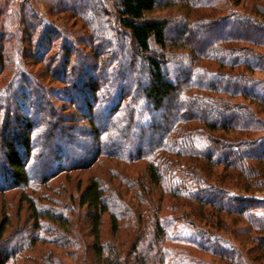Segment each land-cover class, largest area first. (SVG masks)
I'll list each match as a JSON object with an SVG mask.
<instances>
[{
    "label": "trees",
    "instance_id": "16d2710c",
    "mask_svg": "<svg viewBox=\"0 0 264 264\" xmlns=\"http://www.w3.org/2000/svg\"><path fill=\"white\" fill-rule=\"evenodd\" d=\"M215 2L174 30L154 11L175 0H115V26L80 32L97 1L52 0L60 28L34 48L55 51L29 56L43 83L2 68L25 37L0 45V196L34 220L4 212L0 264H264V0ZM15 16L39 18L26 1Z\"/></svg>",
    "mask_w": 264,
    "mask_h": 264
},
{
    "label": "rangeland",
    "instance_id": "374dc122",
    "mask_svg": "<svg viewBox=\"0 0 264 264\" xmlns=\"http://www.w3.org/2000/svg\"><path fill=\"white\" fill-rule=\"evenodd\" d=\"M22 1L28 2V4H30L31 7H34L35 11L38 12L39 14V18L33 19V23L35 26L34 30L30 31L29 29L26 28L27 25L25 24L21 26L18 21V18H16L15 16V11L17 10V8L19 7V4ZM92 1H95V4L97 1L96 7H99L94 13H93L94 10H92V13L89 12V14L92 15V18L95 19L96 21H92L91 19L86 20L85 24H83L84 26L80 28V32L88 31L92 29L93 27L101 30L109 25L115 26L116 25L114 23L115 10L113 6L115 0H92ZM175 1H176V6L174 8H171V9L162 8V9H157L154 11L155 16H158V15L165 16V17L168 16L170 19V25L172 26V29L174 30L177 29L181 23H183V6L186 5L189 9L192 8L193 10L190 9L191 13L192 12L197 13L195 15H197L198 17V14L200 15V14H203V12L205 11H209L208 7H205V5H207L208 3H212L215 0H209L207 4H204L206 0L205 1L202 0V3H198L196 2V0H192L190 1V3L189 2L186 3L183 0H175ZM217 1L218 0H216L214 5L221 6V8L223 7L224 13L228 14L229 9L227 7L228 5L227 0H222L218 2ZM51 2L52 0H0V7H4V9L5 8L7 9L3 12V15H0V45L7 44V43L15 44L17 43L16 38L25 37L23 42H21L24 45L25 53L21 54L20 52L19 54H15L12 57L14 60L18 61V64L16 66H12V70L9 72H7L8 69H10L7 62H4L2 65V68L4 67V70H6V73H8V75L16 74V71L23 69L22 71H19L23 77L28 78V79L33 78L36 80L35 82L37 83L38 82L43 83L44 81H46V79H43L45 78V76L43 75L44 72H43L42 64L38 63L39 61L36 60V57L29 58V56L33 55V53L35 54L38 53L37 56H42L41 54H43V56L47 57L49 55H52L55 51L54 47H52L51 50L47 54H45L42 45L38 49V52H36L34 48V44H36L37 37H38L37 32L43 27L44 22L46 23V25L47 24L50 25V22H53L54 23L53 26H59L60 28L61 21L59 19H56L54 11L50 10L51 7L49 6V4L51 5ZM180 5L182 7H180ZM93 16H95V18ZM4 19L8 20V23H5L6 27L2 28L1 26H2V23L4 22ZM74 25H75L74 28H79L81 25V22L77 21L75 22ZM78 35H77L78 39L81 38L82 40L87 42L89 38L87 36L88 34L85 35L81 33ZM54 40L55 42L58 41L57 38L55 37H54ZM28 41H32V43H29ZM79 43L81 44V42ZM22 60L25 61L27 64H25V66L20 67ZM28 72L32 73V75L28 74ZM258 76L262 77V75L259 73H258ZM35 82H32L30 84L31 88H34L36 86ZM1 125L2 124L0 122V127ZM85 125L86 124L82 122L81 126H85ZM10 130L16 131L17 126H12ZM22 131L24 132V130ZM64 149L66 150V153H65L66 155L68 156L74 155V150L69 149V145H66ZM88 157L89 156H86L84 158H88ZM88 174L89 172L87 171L74 172L67 176L66 174H62L58 178H55V180H53L50 183V186L53 188H56L59 185L60 186L65 185V187H68L71 189V191H73L77 189L79 184L85 183L86 176ZM29 192L30 190L26 191V193H29ZM50 194L52 195V197H55L53 193H50ZM21 195L22 194L20 193V191H14V192H9V193H6L5 195L0 196V225L4 222L5 214L9 217L10 221L16 222L15 224L16 227H20L23 221L28 225V227L29 226L31 227L33 225L34 220L31 218L30 214L27 213V204L25 202H20V200L22 199ZM55 198L59 199L60 201L64 203H68V199L65 200L64 198H61L58 196ZM18 221L20 222L17 223ZM108 228H109V224H108V220H106L105 224H103V227H102L103 232L108 233ZM10 229L11 227L8 228L5 235H8Z\"/></svg>",
    "mask_w": 264,
    "mask_h": 264
}]
</instances>
